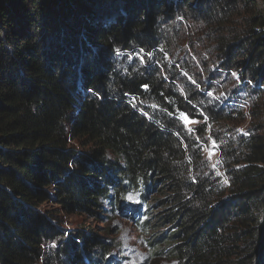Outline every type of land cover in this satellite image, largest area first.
<instances>
[{
  "label": "trees",
  "instance_id": "trees-1",
  "mask_svg": "<svg viewBox=\"0 0 264 264\" xmlns=\"http://www.w3.org/2000/svg\"><path fill=\"white\" fill-rule=\"evenodd\" d=\"M263 92L264 0H0V264H264Z\"/></svg>",
  "mask_w": 264,
  "mask_h": 264
},
{
  "label": "rangeland",
  "instance_id": "rangeland-1",
  "mask_svg": "<svg viewBox=\"0 0 264 264\" xmlns=\"http://www.w3.org/2000/svg\"><path fill=\"white\" fill-rule=\"evenodd\" d=\"M111 0H107L109 2ZM102 5V4H101ZM234 76L238 78L237 73ZM264 102V92L262 94ZM193 123H187L188 127ZM245 124L239 125V129L243 130ZM207 157L210 158L211 166L218 170L215 154L208 149ZM128 200L133 202L136 199L134 194H130ZM62 228L68 233H74V229L83 228L88 225L93 228L98 234L102 232V227L105 226L102 222L97 223L87 217L71 215L63 218ZM107 231L101 233L107 241L114 240L116 245L115 251L111 256L115 258L119 264H176L175 261L168 257H159L153 254V249L149 245V236L130 216L116 215L112 216L107 226Z\"/></svg>",
  "mask_w": 264,
  "mask_h": 264
},
{
  "label": "snow or ice",
  "instance_id": "snow-or-ice-1",
  "mask_svg": "<svg viewBox=\"0 0 264 264\" xmlns=\"http://www.w3.org/2000/svg\"><path fill=\"white\" fill-rule=\"evenodd\" d=\"M183 116V119L185 120V123H193V121H191L187 116L186 114H182Z\"/></svg>",
  "mask_w": 264,
  "mask_h": 264
}]
</instances>
